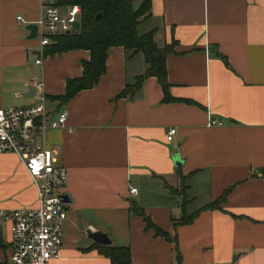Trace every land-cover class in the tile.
I'll return each mask as SVG.
<instances>
[{
	"label": "crops",
	"instance_id": "0c3cea01",
	"mask_svg": "<svg viewBox=\"0 0 264 264\" xmlns=\"http://www.w3.org/2000/svg\"><path fill=\"white\" fill-rule=\"evenodd\" d=\"M48 1L55 0H0V107L37 103L28 90L36 75L52 115L68 111L66 125L48 129L45 140L67 167L63 189L71 197L63 246L49 264H110L88 235L98 229L130 245L133 264H264V0H152V15L139 25L155 29L160 46L176 41L167 55L170 98L155 75L122 95L148 63L143 51L114 45L99 81L64 103L52 96L82 75L91 51L50 53L38 34L29 37L27 24H39ZM210 116L223 124H208ZM171 126L177 131L168 140ZM182 174L193 199L206 196L190 211L231 190L219 207L176 226L181 198L167 183ZM37 201L17 153L0 152V208ZM133 203L176 234L180 258L177 242L147 228ZM11 253L10 225L0 218V264H13Z\"/></svg>",
	"mask_w": 264,
	"mask_h": 264
},
{
	"label": "built area",
	"instance_id": "2783aa9c",
	"mask_svg": "<svg viewBox=\"0 0 264 264\" xmlns=\"http://www.w3.org/2000/svg\"><path fill=\"white\" fill-rule=\"evenodd\" d=\"M78 3L57 4L48 1L39 21L40 44L53 41V36L73 28L80 20ZM18 19L23 20L21 15ZM41 57L37 62H41ZM37 103L27 106L0 107V152L17 153L37 187L36 205L0 208V218L10 225L13 264H49L60 255L64 242V221L68 216L61 193L67 184V167L57 152L45 144L48 129L66 125L68 111L53 116L48 107L43 79L32 75ZM208 124H223L210 116ZM177 127L171 126L167 139H173ZM136 192L137 187H131Z\"/></svg>",
	"mask_w": 264,
	"mask_h": 264
},
{
	"label": "trees",
	"instance_id": "16d2710c",
	"mask_svg": "<svg viewBox=\"0 0 264 264\" xmlns=\"http://www.w3.org/2000/svg\"><path fill=\"white\" fill-rule=\"evenodd\" d=\"M57 4L78 3L81 6L80 29L65 31L53 36L52 43L47 44L49 52H58L72 48H87L91 51V57L83 61V73L80 76L69 77L66 83L65 93L53 95L52 99H58L64 103L72 98L79 90L94 86L106 70V60L109 49L114 45H123L131 53L143 51L148 63L144 73L138 75L132 83H127L121 94H133L138 90L147 76L158 77L165 91L164 98H170L169 81L167 76V55L174 51L176 41L162 46L155 40V29L145 32L139 31V24L152 15V0H55ZM99 14V16H98ZM219 55L227 61L226 57ZM182 182L189 175H181ZM172 193V187L167 183ZM231 187L224 190L217 199L209 201L190 211L188 206L193 200L187 191H183L181 199L182 215L179 222H192L200 210L207 207H219L225 200ZM132 209L142 214L147 228H152L156 234L162 235L170 241L177 242V236L158 226L151 216L137 203L132 204ZM94 246L110 258V264H133L132 250L128 244H102L95 242ZM177 257H181L178 242L176 244Z\"/></svg>",
	"mask_w": 264,
	"mask_h": 264
},
{
	"label": "water",
	"instance_id": "95a60500",
	"mask_svg": "<svg viewBox=\"0 0 264 264\" xmlns=\"http://www.w3.org/2000/svg\"><path fill=\"white\" fill-rule=\"evenodd\" d=\"M98 16H99V14H98ZM27 28L30 29L29 37H36L37 36L38 28H39L38 23L30 22L27 24ZM68 31H70V30H68ZM28 90L32 91L31 94H36V88L33 84L28 85ZM173 157H174V160H175L177 165H182V159L180 158L179 151L176 152ZM61 196L65 202L71 201V197H70V194L68 192L61 193ZM88 235L99 243H102V244H111L112 243V239L110 238L108 232H106V231L99 230V229L98 230H89Z\"/></svg>",
	"mask_w": 264,
	"mask_h": 264
},
{
	"label": "rangeland",
	"instance_id": "374dc122",
	"mask_svg": "<svg viewBox=\"0 0 264 264\" xmlns=\"http://www.w3.org/2000/svg\"><path fill=\"white\" fill-rule=\"evenodd\" d=\"M147 27H148V23L146 22V23H143V24L139 25L138 28H139V31L144 32L145 30H147ZM79 29H80V22H77L74 25V30H79ZM170 185H171L172 190L174 191V193L178 194V196L181 199L184 198V195H183V191L184 190L187 191L189 197L195 196V195H193V193H194L193 191H195V190H193V191L191 190V184L189 182V178L188 177L186 179H184L183 182L180 181V183H174V184H170ZM198 198L197 199H193L191 202L195 201V202H197L196 205H200L204 200H206V196H204L203 194H201V196L199 195Z\"/></svg>",
	"mask_w": 264,
	"mask_h": 264
}]
</instances>
